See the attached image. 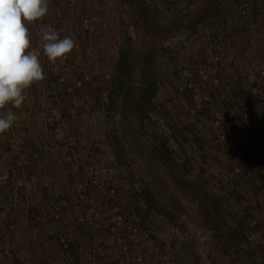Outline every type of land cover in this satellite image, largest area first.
Here are the masks:
<instances>
[{
	"label": "rangeland",
	"instance_id": "obj_1",
	"mask_svg": "<svg viewBox=\"0 0 264 264\" xmlns=\"http://www.w3.org/2000/svg\"><path fill=\"white\" fill-rule=\"evenodd\" d=\"M41 26L76 47L0 110V264H264V0H49L28 51ZM125 28L157 91L123 119Z\"/></svg>",
	"mask_w": 264,
	"mask_h": 264
},
{
	"label": "clouds",
	"instance_id": "obj_2",
	"mask_svg": "<svg viewBox=\"0 0 264 264\" xmlns=\"http://www.w3.org/2000/svg\"><path fill=\"white\" fill-rule=\"evenodd\" d=\"M49 12V0H0V110L11 104L21 108L24 92L42 81L43 68L38 53L31 47L27 24L41 21ZM39 47L50 62L65 58L76 47L73 37L60 38L49 26L39 28ZM16 114L10 109L0 115V135L14 124Z\"/></svg>",
	"mask_w": 264,
	"mask_h": 264
},
{
	"label": "trees",
	"instance_id": "obj_3",
	"mask_svg": "<svg viewBox=\"0 0 264 264\" xmlns=\"http://www.w3.org/2000/svg\"><path fill=\"white\" fill-rule=\"evenodd\" d=\"M169 11L172 12V16L170 17L168 25H165L164 28L160 29V34L162 33L161 36L163 37H171L176 40L177 46L182 47L186 35L191 31L189 24L185 22L184 18L174 11V9H169ZM138 13L139 15L144 14L141 10L138 11ZM147 17L148 14L145 15V19L147 20L143 23L146 31L149 25H154L156 22L154 21L155 18L153 16L149 15V17ZM140 19L142 20V18ZM140 19L138 18L136 22L140 23ZM157 34L151 33V39H155L154 41L160 39L161 36ZM123 43L126 47L122 49L123 56L120 60L119 67L121 87L114 92L115 94H118L122 100L121 108L125 113L123 119H126L129 116L130 109L132 114L138 115L144 110V108L148 107V103L156 94L157 84L154 77L149 75L148 72V63L154 59L152 53L146 52V49L143 46L139 49H135L133 40L128 35V32H126V28L124 30ZM138 71L142 72L138 73ZM82 82H84L83 78ZM135 84H137V86ZM128 126L129 124H127L125 128H128ZM209 221H212L211 218H209ZM240 239L241 235H236L233 240V245L238 246L239 241H241Z\"/></svg>",
	"mask_w": 264,
	"mask_h": 264
},
{
	"label": "built area",
	"instance_id": "obj_4",
	"mask_svg": "<svg viewBox=\"0 0 264 264\" xmlns=\"http://www.w3.org/2000/svg\"><path fill=\"white\" fill-rule=\"evenodd\" d=\"M91 20L92 19H89V16H86V18L84 19V23H83V25H84V29L85 30H92V27H91ZM264 73V72H263ZM79 84V86H81V84L82 83H78ZM23 136H24V133L22 134ZM12 142V141H11ZM25 162H27L26 160H25ZM264 185V183L263 182H259L258 183V186H263Z\"/></svg>",
	"mask_w": 264,
	"mask_h": 264
},
{
	"label": "crops",
	"instance_id": "obj_5",
	"mask_svg": "<svg viewBox=\"0 0 264 264\" xmlns=\"http://www.w3.org/2000/svg\"><path fill=\"white\" fill-rule=\"evenodd\" d=\"M31 51H35V50H31ZM35 52H37L38 53V51H35ZM38 56L40 57L41 56V58L40 59H44L45 58V54L42 52V53H38ZM43 61H45V60H43ZM42 66V65H41ZM41 216V215H40ZM48 235V233L44 230V234H42V236H41V239L44 237H46V236ZM47 264L46 263V261L43 259V260H41V261H38V262H32L31 264ZM28 264V263H27Z\"/></svg>",
	"mask_w": 264,
	"mask_h": 264
}]
</instances>
